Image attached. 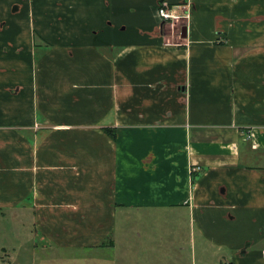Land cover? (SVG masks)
Returning <instances> with one entry per match:
<instances>
[{
  "label": "crops",
  "instance_id": "1",
  "mask_svg": "<svg viewBox=\"0 0 264 264\" xmlns=\"http://www.w3.org/2000/svg\"><path fill=\"white\" fill-rule=\"evenodd\" d=\"M0 264H264V0H0Z\"/></svg>",
  "mask_w": 264,
  "mask_h": 264
},
{
  "label": "built area",
  "instance_id": "2",
  "mask_svg": "<svg viewBox=\"0 0 264 264\" xmlns=\"http://www.w3.org/2000/svg\"><path fill=\"white\" fill-rule=\"evenodd\" d=\"M159 15L164 22H173L182 17L178 6L168 7L166 5H161L159 7ZM197 171L200 170H196V168L193 170V172Z\"/></svg>",
  "mask_w": 264,
  "mask_h": 264
},
{
  "label": "rangeland",
  "instance_id": "3",
  "mask_svg": "<svg viewBox=\"0 0 264 264\" xmlns=\"http://www.w3.org/2000/svg\"><path fill=\"white\" fill-rule=\"evenodd\" d=\"M180 21V20H179ZM175 26H177V27H179V28H182V26H183V22L182 21H180V22H176V25ZM40 50V49H39ZM11 223V222H10ZM12 226H14V227H16V228H18L20 231L18 232L19 234H21L20 236L23 238L22 240H21V242L20 241H18L16 244H14V245H17V244H32V241L31 240H27V238H29V236H28V234H27V232L28 231H26L24 228H23V226L22 225H18V224H16V225H12ZM11 227V225L9 226V228ZM12 236L13 237H16V234H12ZM30 239V238H29ZM23 242V243H22ZM10 243V245H11V243L12 242H9ZM10 249V248H9ZM7 257V255H5V256H3L2 258L3 259H5ZM4 262V261H3Z\"/></svg>",
  "mask_w": 264,
  "mask_h": 264
},
{
  "label": "trees",
  "instance_id": "4",
  "mask_svg": "<svg viewBox=\"0 0 264 264\" xmlns=\"http://www.w3.org/2000/svg\"><path fill=\"white\" fill-rule=\"evenodd\" d=\"M43 41L41 37H39L37 34L35 35V42H36V46L38 47L39 45H42L40 44V42ZM107 133H109V135H111L112 137H115L116 136V131L113 130V129H106ZM203 170L201 169L200 171L198 172H192V180H193V183H195V180H196V177H197V174L201 173Z\"/></svg>",
  "mask_w": 264,
  "mask_h": 264
},
{
  "label": "water",
  "instance_id": "5",
  "mask_svg": "<svg viewBox=\"0 0 264 264\" xmlns=\"http://www.w3.org/2000/svg\"><path fill=\"white\" fill-rule=\"evenodd\" d=\"M183 34H184V37H186V31H185V29H184V31H183Z\"/></svg>",
  "mask_w": 264,
  "mask_h": 264
}]
</instances>
